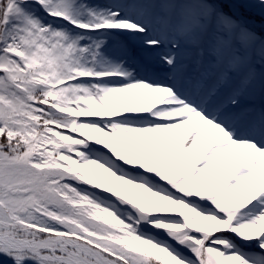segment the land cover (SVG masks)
<instances>
[{"label":"snow or ice","instance_id":"1","mask_svg":"<svg viewBox=\"0 0 264 264\" xmlns=\"http://www.w3.org/2000/svg\"><path fill=\"white\" fill-rule=\"evenodd\" d=\"M0 264H264V0H0Z\"/></svg>","mask_w":264,"mask_h":264}]
</instances>
